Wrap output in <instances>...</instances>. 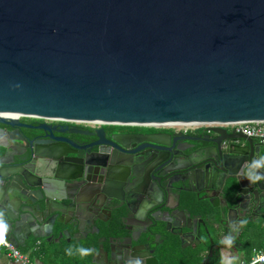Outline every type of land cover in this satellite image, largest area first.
I'll return each instance as SVG.
<instances>
[{
    "label": "water",
    "instance_id": "water-1",
    "mask_svg": "<svg viewBox=\"0 0 264 264\" xmlns=\"http://www.w3.org/2000/svg\"><path fill=\"white\" fill-rule=\"evenodd\" d=\"M257 121H264V0H0V226L17 248L71 229L77 239L100 234L97 222L113 214L121 222L116 244L99 246L97 264H160L159 246L174 238L198 248L207 235L213 244L207 220L217 214L215 237L240 239L264 217V146L226 126ZM169 124L208 126L209 139L108 138L104 128ZM141 141L174 148L178 209L144 204L146 220L137 217L146 222L131 227L133 206L120 182L139 159L111 155L118 171L97 180L92 168L103 164L89 157ZM132 177L135 185L139 175ZM152 179L154 201L164 190L159 175ZM188 180L232 199L222 198L220 213L193 208L181 196ZM210 202L220 206L217 197Z\"/></svg>",
    "mask_w": 264,
    "mask_h": 264
},
{
    "label": "crops",
    "instance_id": "crops-1",
    "mask_svg": "<svg viewBox=\"0 0 264 264\" xmlns=\"http://www.w3.org/2000/svg\"><path fill=\"white\" fill-rule=\"evenodd\" d=\"M200 127L201 126L197 129L189 130L174 129V132L190 134L200 133L203 132L202 130H204L205 126ZM229 129L234 130L231 127H229ZM256 142L264 146L259 140H256ZM184 183L189 187L190 192L182 191V200L186 199L188 202L191 201L193 208L200 204L210 213H220L223 210L222 198L228 199L229 196L227 194L220 195L213 190L208 194H205L200 192L206 189L203 188V185L197 184L191 180L185 181ZM164 196L163 206L161 209L157 208L155 211L161 210L162 212L172 213L177 210L178 190H174L173 192L166 191ZM207 196H209L210 199L207 198ZM216 197L217 201L220 203L219 207H214L210 202V200H215ZM229 199H232V197ZM161 205L162 203L159 204V206ZM180 209H182V206ZM138 211L132 213V218H134V220L137 217L136 214ZM106 218L108 217L106 216ZM211 218V222L210 219L207 220V225L212 232L213 244H211L207 235H205V240L207 242V246L205 247L199 246L198 248H195L194 244V246L190 243L182 244V242L176 238L171 240L169 242L170 244L165 241L166 245L169 244L171 252H169V255L167 256L168 261H164V252H161L164 258L158 255L160 264H246L251 261L257 251L264 250V217L261 220H258L257 223L249 224L247 226L248 231L246 232V235H242L240 239L237 236L233 238L228 236L227 238L223 237L222 240L215 237L213 234L214 227L212 226L213 223L218 222L221 219L220 215L217 214L216 219H214L213 216ZM76 232V230L71 229V235L62 239H59L58 233L55 238L51 240H47V238L32 239L27 246H20L19 248H17L10 240L9 241L16 249L27 255L33 264H97V262H99V259L97 258V254H99V246L103 244L105 249H109L112 244H116V239L112 240V235L109 234H95L98 235V239H94L93 233L89 234L88 237L84 239H77L73 237ZM102 237H106V241L100 242ZM203 251L206 253L200 256V253ZM0 264H17L9 257V251L3 245H0Z\"/></svg>",
    "mask_w": 264,
    "mask_h": 264
},
{
    "label": "flooded vegetation",
    "instance_id": "flooded-vegetation-1",
    "mask_svg": "<svg viewBox=\"0 0 264 264\" xmlns=\"http://www.w3.org/2000/svg\"><path fill=\"white\" fill-rule=\"evenodd\" d=\"M29 124H38V120L33 119V120H26ZM49 123H55V124H60V125H68V126H73V125H78V127L80 128V130H82L83 132H87V131H92L94 130V128H97L95 126H90V125H85V124H77L76 122H68V121H53L50 120L48 121ZM168 126V125H167ZM169 126H174V125H169ZM193 126H197V125H193ZM118 126H104L106 132H107V137L110 138L113 134H120V135H137L133 138H137V137H141V136H145V135H152V134H160V133H167V134H174V131H170L171 129H166V128H162V129H153V128H140V129H131V128H116ZM204 127V126H201ZM200 127V128H201ZM207 128L208 126H205L204 130H202L203 132L200 133H194V134H190V133H184L185 135L189 136V137H193V138H206L209 139V137H207ZM226 129L229 132H232L233 130L229 129V127H226ZM173 130V129H172ZM61 135V134H56V136ZM89 138L85 137V136H79L78 140L82 141V142H86ZM134 145V146H133ZM111 150V154L110 156L103 158V157H94L91 156L89 157L90 161H100L103 165V167H97V168H92V176L95 177L97 180L102 178L104 179V175L109 172L112 171L113 169H115L114 171H118L117 170V166L115 164H112V162L110 161L111 157H117L119 155H121L120 157L123 159H126L128 161V163H130L132 161V158L135 159H139V161H135L134 163L130 167V175L127 181H123L120 183H124L123 184V192L125 193V198L129 199L130 203H132L131 205L133 206V210L130 211L128 210V221L126 223H128L131 227L135 225V227H137L138 225H144V221L143 223H138V220H140L138 217L136 220H134V218H132L133 216V212H137L138 209V213L136 214L137 216L140 214L142 216L143 214V218L141 219V221L146 220V216L145 214L147 213V206H149V208L153 207V211H155L157 208H160L163 206V202H164V194L166 191L168 192H173L174 191V148H170L169 150L167 149H159V148H155V147H151L149 146V144L145 141H141L140 143H135L130 145L129 149L127 150V152L121 151L116 149L115 147H110ZM140 150V151H139ZM93 151H90V154H92ZM128 153V154H127ZM112 155V156H111ZM116 166V167H115ZM253 166V163H251V161L249 162V164L247 165L246 170H249L251 167ZM113 171V172H114ZM139 175L140 180L137 181V183H132V181L134 180V178L132 176L135 175ZM250 173H245L243 175V177L246 179L245 180V184H246V192L247 195H251V193L253 192L250 188L249 185V181H248V176ZM155 175H159V177L161 178V183H158V185L160 186V188L162 190H164V193L161 194V196L159 195V198H155L156 200L151 201V199L153 200V198L150 199V194L149 192L151 191L149 189V186H151V183H154V176ZM132 177V178H131ZM133 186V187H132ZM152 187H154L155 189L158 188L157 186L153 185ZM142 191V192H140ZM147 196V197H146ZM162 203L161 206H159V204ZM144 204H146L147 206L145 207ZM156 204V205H155ZM154 205L156 207H154ZM141 206V208H140ZM137 209V210H136ZM146 212V213H145ZM115 214H113V217L111 218L110 221H113L115 219L114 216ZM125 215H121V218H123ZM104 217L106 218V216L104 215ZM99 223V227L104 228V225L108 226L111 225V222L108 224H105L101 221L97 222ZM115 235V234H113ZM111 236V239L114 240V236ZM158 243H160V240H158ZM170 244V243H169ZM169 244L166 245H160L158 248V254L159 256H162L163 254L161 252H164L165 255H163L165 257L164 261H168V255L169 252H171V248H169ZM162 256V257H163ZM163 257V258H164Z\"/></svg>",
    "mask_w": 264,
    "mask_h": 264
},
{
    "label": "built area",
    "instance_id": "built-area-1",
    "mask_svg": "<svg viewBox=\"0 0 264 264\" xmlns=\"http://www.w3.org/2000/svg\"><path fill=\"white\" fill-rule=\"evenodd\" d=\"M20 120L24 119H32L26 116H18ZM85 125H90V126H95L92 123H82ZM226 127H231L235 131L244 133L248 137L255 138L260 141L261 144L264 145V121H257V122H241V123H233L229 126ZM150 128L153 129H176L174 126H151ZM199 126H188V128H183V129H197ZM0 245H3L6 247L9 251V257L12 258V260L17 263V264H33L29 257L22 252H20L18 249L15 248V246L9 241L8 237L6 236L4 230L0 227ZM246 264H264V250H259L255 253L253 258L251 259L250 262Z\"/></svg>",
    "mask_w": 264,
    "mask_h": 264
},
{
    "label": "trees",
    "instance_id": "trees-1",
    "mask_svg": "<svg viewBox=\"0 0 264 264\" xmlns=\"http://www.w3.org/2000/svg\"><path fill=\"white\" fill-rule=\"evenodd\" d=\"M121 128H131L133 129V127H121ZM135 129H140L138 127H135ZM121 224L120 222V216L115 217V219L113 221H111V225L106 226L104 225L103 231L100 234H109V235H113L115 233H112L115 229H117L119 227V225ZM94 239H98V235L94 234Z\"/></svg>",
    "mask_w": 264,
    "mask_h": 264
},
{
    "label": "bare ground",
    "instance_id": "bare-ground-1",
    "mask_svg": "<svg viewBox=\"0 0 264 264\" xmlns=\"http://www.w3.org/2000/svg\"><path fill=\"white\" fill-rule=\"evenodd\" d=\"M169 125H174V124H169ZM177 126H183L184 128H188V126H190V125H183V124H176V125H174V127H177Z\"/></svg>",
    "mask_w": 264,
    "mask_h": 264
},
{
    "label": "rangeland",
    "instance_id": "rangeland-1",
    "mask_svg": "<svg viewBox=\"0 0 264 264\" xmlns=\"http://www.w3.org/2000/svg\"><path fill=\"white\" fill-rule=\"evenodd\" d=\"M116 128H120V127H116ZM175 128H176V129H179V130H184V129H183V128H184L183 126H177V127H175ZM170 131L173 132L174 130H170Z\"/></svg>",
    "mask_w": 264,
    "mask_h": 264
},
{
    "label": "clouds",
    "instance_id": "clouds-1",
    "mask_svg": "<svg viewBox=\"0 0 264 264\" xmlns=\"http://www.w3.org/2000/svg\"><path fill=\"white\" fill-rule=\"evenodd\" d=\"M27 120V119H26ZM29 120H32V119H29ZM96 127V126H95ZM172 130V129H171ZM174 130V129H173ZM84 251H86V250H84Z\"/></svg>",
    "mask_w": 264,
    "mask_h": 264
}]
</instances>
